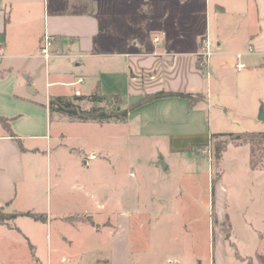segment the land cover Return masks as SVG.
<instances>
[{"label": "crops", "instance_id": "obj_1", "mask_svg": "<svg viewBox=\"0 0 264 264\" xmlns=\"http://www.w3.org/2000/svg\"><path fill=\"white\" fill-rule=\"evenodd\" d=\"M92 2L89 14L80 0H0V116L13 119L11 128L25 149L0 124V208L6 214L49 218L45 223L23 216L0 221V264H135L131 225L141 229L147 223L144 216L165 213L148 210L161 209L162 201L154 207L139 197L131 200L129 185L114 181V165L102 148L83 161L106 166L96 167L92 181L94 175L109 180L82 183L70 170L71 183H62L66 167L76 168L74 152L68 153V166L59 153L73 149L62 128L72 122L51 119V96L121 95L128 107L156 92L204 95L194 106L179 97L154 100L132 111L127 123L89 124L121 126L117 137L125 133L139 149L151 145L155 166L165 163L166 170L171 167L166 158L205 159L206 153L192 152L193 146L211 145L212 135L229 134L216 129L231 120V101L247 98L252 111L251 93L257 87L264 102V0ZM46 36L54 39L49 60L41 52ZM206 49L212 53L208 62L198 59ZM241 64L245 68L239 69ZM252 119L260 121L257 111ZM45 160L39 175L36 167ZM220 187L221 182L217 196ZM217 215L220 222L227 216ZM57 222L59 243L51 234ZM82 234L87 235L83 240ZM225 242L219 238L218 250L213 243L211 264H225ZM51 254L57 257L51 259ZM163 264L192 263L169 257Z\"/></svg>", "mask_w": 264, "mask_h": 264}, {"label": "rangeland", "instance_id": "obj_2", "mask_svg": "<svg viewBox=\"0 0 264 264\" xmlns=\"http://www.w3.org/2000/svg\"><path fill=\"white\" fill-rule=\"evenodd\" d=\"M145 39H150L148 33ZM198 59H202V56ZM239 62L244 63L243 60ZM237 71L238 69L233 65L232 76L237 77ZM61 90L65 91V89ZM260 91L262 89L256 87L251 93L254 97L252 101L254 104H251L252 111L249 110L250 100L247 98L245 102L231 101L229 103L231 110L227 112V117L231 120L227 124H219L216 130L229 134L264 131V122L252 119L256 111L258 118L261 108L264 109ZM245 95L247 94L243 92L242 97ZM83 105L90 107L88 103ZM56 117L59 116H54ZM59 118L68 122L64 117ZM62 128L67 136V146L73 147L69 150L64 146L66 148L59 150V153L64 155V163L68 166L70 151L76 155V168L66 167L60 177L65 186L72 181L70 170L72 173L76 172V180L82 183H89L91 179L92 183L99 184L110 179L107 175H94L92 181L91 174L95 173L96 167L102 169L106 166L103 167L100 163L95 165L96 162L88 166L83 161L92 150L102 148L114 165V181L124 186L129 185L130 197L134 203L137 202L138 197L143 204L149 206L155 207L161 201L165 203L161 209H155L156 207L148 209L161 212L165 210V213L156 215L157 218L152 215L144 216L147 223L141 229L136 224L131 225L135 264H143L145 261L150 262L149 264H163L169 257L182 258L192 264H196L197 260H200L201 264H211L213 243L216 244L217 250L221 248L219 238H225L228 225H214L212 201L215 199L218 200L216 212L228 216V222L233 230L232 240L239 254L243 258L250 259L253 264H260L257 256L264 255V143L232 142L219 164L215 160L214 146L228 140V137H219L213 140L211 149L205 152V159H193L187 162L186 157L172 156L166 158V161L171 163V167L166 170L163 163L161 166L159 164L155 166L156 159L151 145H145L147 149H139L141 146L127 140L125 133L117 137L115 132L120 131L121 126L114 128L107 126L101 129L98 125L68 123ZM94 128H97L96 132L93 131ZM52 129L54 134L57 133V128ZM55 143V140H51L50 145L54 146ZM252 148L256 149V157L262 158L260 169L251 168ZM45 168L46 160L45 164L40 163L36 170L40 175ZM107 169L109 173L111 168L107 166ZM52 179L55 180L54 176ZM214 179L218 182L213 194ZM220 182L221 187L220 190L218 188L219 196H217L216 187ZM39 184L46 187L47 182L41 181ZM89 207L90 210L93 209L92 205ZM224 218L223 221L226 220ZM81 220L89 222L87 217H82ZM59 231L60 224L57 222L51 229L53 239L57 243H59ZM86 237V234H82L79 239L83 240ZM104 238L106 239L105 234ZM225 244V264H247L236 258L235 250L228 242ZM78 249L80 250L81 246ZM46 255H48L47 250ZM55 257H57L55 254L50 256L51 259ZM4 258H7V254Z\"/></svg>", "mask_w": 264, "mask_h": 264}, {"label": "trees", "instance_id": "obj_3", "mask_svg": "<svg viewBox=\"0 0 264 264\" xmlns=\"http://www.w3.org/2000/svg\"><path fill=\"white\" fill-rule=\"evenodd\" d=\"M87 7V12L92 14L93 2L92 0H80ZM201 67V66H200ZM169 97H179L186 99L191 106H194L197 102L204 99V95L202 94H184V93H174V92H156L152 94H146L143 99L133 105V106H125L123 103V98L121 95H102L98 92L93 93L90 96H82V95H72V96H51L49 99L48 109L50 112L51 119L54 116L64 117L69 122L72 123H83V124H106V123H127L129 120V115L135 109L152 102L157 99L169 98ZM84 103L90 104V107H84ZM13 119H8L0 116V124L6 131L9 137L18 141L21 148L23 150L24 147L18 139L17 135L13 132L11 128V122ZM219 137H228V140L224 143L216 144L214 146V156L216 162H221L223 159V155L226 152L228 145L232 142L247 144V143H264V132H242V133H231L224 135H212L213 140ZM212 144H204V145H195L193 146L192 152L197 154H204L208 150L211 149ZM256 149L252 148L251 150V160L250 165L253 170L260 169L261 159L256 157ZM255 154V155H254ZM218 180L214 179L212 181V193L215 192V186ZM215 199V198H214ZM29 217L35 221L39 222H47L48 216L46 214H38V213H13L6 214L2 208H0V221L5 224L7 221L15 220L18 217ZM212 218H214V225L221 224L222 226H226L225 230V241L229 243L230 247L235 250V256L242 262H246L247 264H253L252 261L248 258H243L237 249L236 244L233 242V230L231 224L228 222V216H226V220L220 222L218 219V215L216 212V201H212ZM257 260L260 264H264V255H258Z\"/></svg>", "mask_w": 264, "mask_h": 264}, {"label": "built area", "instance_id": "obj_4", "mask_svg": "<svg viewBox=\"0 0 264 264\" xmlns=\"http://www.w3.org/2000/svg\"><path fill=\"white\" fill-rule=\"evenodd\" d=\"M159 39H156L158 41ZM54 39L51 37H45L43 41V47H42V56L46 59L49 60L50 58L53 57L51 53V47L53 46ZM212 53L208 51L207 49L203 51L201 56L205 59L206 62H208L209 58L211 57ZM4 56V48L2 44L0 43V58ZM238 58H241V55H238ZM239 69L245 68L244 64H241L238 66Z\"/></svg>", "mask_w": 264, "mask_h": 264}, {"label": "water", "instance_id": "obj_5", "mask_svg": "<svg viewBox=\"0 0 264 264\" xmlns=\"http://www.w3.org/2000/svg\"><path fill=\"white\" fill-rule=\"evenodd\" d=\"M258 119H259L260 121H263V122H264V109H263V108H261V111H260V114H259ZM163 165H164V168H166L165 163H163Z\"/></svg>", "mask_w": 264, "mask_h": 264}]
</instances>
